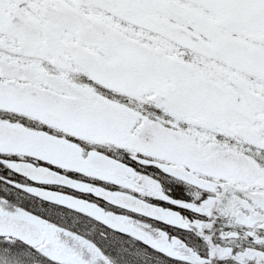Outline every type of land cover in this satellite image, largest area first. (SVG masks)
<instances>
[{"label": "snow or ice", "instance_id": "1", "mask_svg": "<svg viewBox=\"0 0 264 264\" xmlns=\"http://www.w3.org/2000/svg\"><path fill=\"white\" fill-rule=\"evenodd\" d=\"M0 264H264V0H0Z\"/></svg>", "mask_w": 264, "mask_h": 264}]
</instances>
